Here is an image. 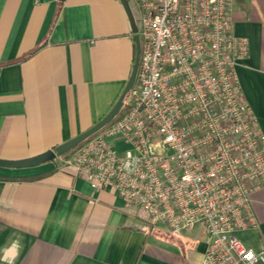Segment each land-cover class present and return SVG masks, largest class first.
I'll return each instance as SVG.
<instances>
[{
  "label": "crops",
  "instance_id": "0c3cea01",
  "mask_svg": "<svg viewBox=\"0 0 264 264\" xmlns=\"http://www.w3.org/2000/svg\"><path fill=\"white\" fill-rule=\"evenodd\" d=\"M231 18L232 34L249 44L236 67L240 91L264 137V0H232ZM133 58L119 0H0V159L34 157L100 121ZM251 208L257 226L235 236L264 251V188ZM206 239L203 225L172 233L142 221L63 157L0 168V264H200Z\"/></svg>",
  "mask_w": 264,
  "mask_h": 264
},
{
  "label": "built area",
  "instance_id": "2783aa9c",
  "mask_svg": "<svg viewBox=\"0 0 264 264\" xmlns=\"http://www.w3.org/2000/svg\"><path fill=\"white\" fill-rule=\"evenodd\" d=\"M232 0H136L135 83L119 114L63 157L142 221L172 233L203 225L200 264H264L235 236L257 226L264 137L236 73L248 39L231 32ZM126 146L122 152L113 140Z\"/></svg>",
  "mask_w": 264,
  "mask_h": 264
},
{
  "label": "water",
  "instance_id": "95a60500",
  "mask_svg": "<svg viewBox=\"0 0 264 264\" xmlns=\"http://www.w3.org/2000/svg\"><path fill=\"white\" fill-rule=\"evenodd\" d=\"M119 1L122 4V7L124 9V12L126 14L130 26V32L132 34V39L134 44V58L127 83L121 95L119 96L118 100L114 104V106L100 121H98L92 127L72 137L68 141H65L64 143L57 145L56 147H54V149L47 150L39 155L26 159H20V160L0 159V168H6V169L30 168L47 162H51L58 157H62L66 155L68 152L79 146L85 140H87L94 134L101 131L119 114L127 93L132 89L135 83L138 64H139V54H140V40L138 36V27L133 12L131 10L129 0H119Z\"/></svg>",
  "mask_w": 264,
  "mask_h": 264
},
{
  "label": "trees",
  "instance_id": "16d2710c",
  "mask_svg": "<svg viewBox=\"0 0 264 264\" xmlns=\"http://www.w3.org/2000/svg\"><path fill=\"white\" fill-rule=\"evenodd\" d=\"M135 2H136V0H134L133 3H132V10H133V15H134V17H136V10H134ZM91 137H92V136H91ZM88 139H89V138H88ZM88 139H87V140H88ZM87 140H85V141H87ZM85 141H84V142H85ZM84 142H83V143H84ZM83 143H81V144H83ZM81 144H80V145H81ZM80 145H79V146H80ZM77 147H78V146H77ZM77 147H76V148H77ZM74 149H75V148H74ZM74 149H72V150H74ZM72 150H71V151H72ZM71 151H70V152H71ZM68 153H69V152H68Z\"/></svg>",
  "mask_w": 264,
  "mask_h": 264
},
{
  "label": "flooded vegetation",
  "instance_id": "af4514ba",
  "mask_svg": "<svg viewBox=\"0 0 264 264\" xmlns=\"http://www.w3.org/2000/svg\"><path fill=\"white\" fill-rule=\"evenodd\" d=\"M133 1H134V0H129L131 10H132V3H133ZM132 12H133V10H132Z\"/></svg>",
  "mask_w": 264,
  "mask_h": 264
},
{
  "label": "rangeland",
  "instance_id": "374dc122",
  "mask_svg": "<svg viewBox=\"0 0 264 264\" xmlns=\"http://www.w3.org/2000/svg\"><path fill=\"white\" fill-rule=\"evenodd\" d=\"M134 10H135V5H134Z\"/></svg>",
  "mask_w": 264,
  "mask_h": 264
}]
</instances>
